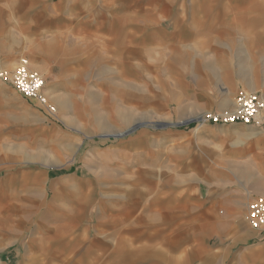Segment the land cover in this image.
Segmentation results:
<instances>
[{
  "label": "crops",
  "instance_id": "obj_1",
  "mask_svg": "<svg viewBox=\"0 0 264 264\" xmlns=\"http://www.w3.org/2000/svg\"><path fill=\"white\" fill-rule=\"evenodd\" d=\"M132 1L0 0V65L24 53L42 72L46 92H109L111 100L122 92L128 110L158 109L142 85L149 60L177 50L191 62L177 65L182 78L169 95L161 94L162 102L173 105L175 122L234 107L232 91L219 102L214 89L198 85L197 77L206 71L197 61L216 59L211 38H162L159 18L171 15V5ZM56 132L45 109L0 84V197H6L0 202L36 203L37 187L44 190L50 182L46 163L52 160ZM263 132L252 134L256 144ZM155 137L159 142L151 145L147 133L135 132L108 150L107 163L91 165L90 175L79 171L65 179L66 204L76 208L77 226L67 220L58 233L45 229L39 245L51 254L44 259L51 264H264V243H255L256 234L239 220L251 198H264V188L231 186L255 171L264 175V154L254 152L233 167L199 165L190 160L193 133L171 129ZM198 172L208 176L196 180ZM212 238L218 245L211 246Z\"/></svg>",
  "mask_w": 264,
  "mask_h": 264
},
{
  "label": "rangeland",
  "instance_id": "obj_2",
  "mask_svg": "<svg viewBox=\"0 0 264 264\" xmlns=\"http://www.w3.org/2000/svg\"><path fill=\"white\" fill-rule=\"evenodd\" d=\"M136 1L138 0H133V4ZM142 1L153 5L156 3L155 0ZM162 2L171 5L170 10L173 12L167 17L159 18L162 28L158 32H163L162 38L169 34L171 36L176 34L185 39L197 36L201 41L204 37L211 38L210 52L216 59L197 61L198 66L202 64L200 71L207 73L197 77L199 86L214 89L212 93L217 96L219 102L227 99V91H232L234 102L239 89L256 92L264 98V49H262L264 0H163ZM15 45L18 47L19 44L15 43ZM205 51L209 52L208 49ZM168 53L171 55L163 53L164 55H160L158 60H149L147 78L142 82L147 89L145 92L149 104L161 106L158 109L148 107L144 110L139 108L128 110V106L127 108L125 106L127 103L123 99L125 93L122 92L116 93L118 97L116 100H111L109 92L72 91L63 95L48 90L50 101L53 100L52 102L57 106L56 101L59 100L61 104L57 106L56 114L46 112L51 124L57 129L53 135L52 160L50 164L46 163L50 166V182L44 190L37 187L35 195L37 201L34 204L0 202V264H51L44 259L46 254H51V251L45 253L44 246L41 247L44 244V230L49 229L58 233L61 228L66 227L67 220L74 222L73 228L77 226L76 208L72 204H66V194L69 190L67 192L65 179L74 177L79 171L80 174L90 175L91 171H88L91 165L107 163L110 158L108 150L135 132L147 133V142L151 145L159 142L155 134L162 131L183 129L193 133L195 138L189 144L192 150L190 160L199 165L227 163L228 166L233 167L244 165L243 161L254 152L264 154L262 139L264 135L258 136L259 144H256L257 135L256 137L252 135L259 129L254 130L250 126L241 124H200L203 114L229 109L204 111L198 115V118L194 117L196 119L192 121L182 122L184 124L181 126L169 125L177 123L175 122L177 118L174 115L173 105L167 103L165 99L162 102L161 94L169 95L173 84L177 83L178 78H182L178 76L177 65L182 62L189 64L191 61L188 58L183 60L177 50ZM24 56H26L24 53H20L17 59L12 58L7 65L0 67L13 71L20 59L26 58ZM155 63L159 64L157 70L151 69V64ZM29 66L32 68L30 61ZM39 73L42 75V72ZM103 79L106 78L99 77V80L103 81ZM84 87L91 86L86 84ZM262 116L264 118V113ZM129 129H132L131 132L126 133ZM124 132V135L114 137ZM183 143L185 142L180 141L178 145L181 147ZM35 164L43 165L40 162ZM214 174L221 177L220 172ZM206 176L208 173L198 172L195 178L204 180ZM246 179L241 181L235 179L231 186L240 188L242 185L245 190H250L252 185L255 188H264V175L258 171L252 172ZM5 199L6 197H0V200ZM239 220L244 224L247 223L244 215L240 216ZM252 232L256 234L254 240H258L255 243L263 244L264 234L254 230ZM2 235L5 238L4 242H1ZM55 239L58 241L59 235L55 236ZM217 241L212 238L211 246L218 245ZM27 242L32 248L28 249L25 246ZM39 247L40 250H37Z\"/></svg>",
  "mask_w": 264,
  "mask_h": 264
},
{
  "label": "built area",
  "instance_id": "obj_3",
  "mask_svg": "<svg viewBox=\"0 0 264 264\" xmlns=\"http://www.w3.org/2000/svg\"><path fill=\"white\" fill-rule=\"evenodd\" d=\"M0 84L9 85L24 98L35 101L48 114H56L57 107L48 97L42 75L30 68L28 59L21 58L13 71L0 67ZM233 106L229 110L203 114L200 124H241L256 129L264 127V98L261 95L239 89ZM245 219L252 230L264 234L263 197H253L248 201Z\"/></svg>",
  "mask_w": 264,
  "mask_h": 264
},
{
  "label": "water",
  "instance_id": "obj_4",
  "mask_svg": "<svg viewBox=\"0 0 264 264\" xmlns=\"http://www.w3.org/2000/svg\"><path fill=\"white\" fill-rule=\"evenodd\" d=\"M183 124H184V123L181 122V123H172V124H169V125H173V126H181V125H183ZM131 130H132V129H129L128 131H126V133H127V132H131ZM124 134H125V132H124V133H119V134L115 135L114 137H118V136L120 137V136H122V135H124Z\"/></svg>",
  "mask_w": 264,
  "mask_h": 264
}]
</instances>
